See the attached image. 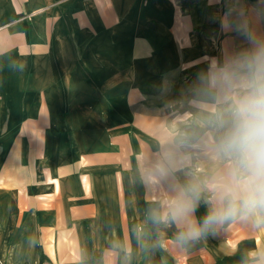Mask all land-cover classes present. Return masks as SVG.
Segmentation results:
<instances>
[{
	"label": "crops",
	"instance_id": "0c3cea01",
	"mask_svg": "<svg viewBox=\"0 0 264 264\" xmlns=\"http://www.w3.org/2000/svg\"><path fill=\"white\" fill-rule=\"evenodd\" d=\"M222 8L0 0V264H122L112 240L135 248L132 227L159 194L136 168L168 119L162 89L176 94L207 58L240 43L221 32ZM253 240L261 235L234 226L131 264H236V245Z\"/></svg>",
	"mask_w": 264,
	"mask_h": 264
},
{
	"label": "clouds",
	"instance_id": "9594fccd",
	"mask_svg": "<svg viewBox=\"0 0 264 264\" xmlns=\"http://www.w3.org/2000/svg\"><path fill=\"white\" fill-rule=\"evenodd\" d=\"M212 3L223 5L216 16L221 32L240 43L207 58L176 94L171 84L162 89L168 119L155 151L136 168L139 181L159 194L132 227L135 248L112 240L108 251L122 264L170 248L188 252L234 226L261 235L259 244L236 245V264H264V0L255 7L248 0Z\"/></svg>",
	"mask_w": 264,
	"mask_h": 264
}]
</instances>
